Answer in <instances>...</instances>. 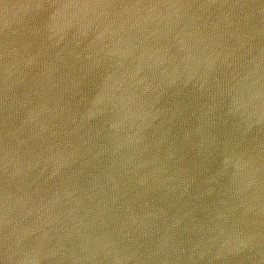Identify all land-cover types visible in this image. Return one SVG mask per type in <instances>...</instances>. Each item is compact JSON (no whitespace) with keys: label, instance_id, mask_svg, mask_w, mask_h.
<instances>
[{"label":"water","instance_id":"1","mask_svg":"<svg viewBox=\"0 0 264 264\" xmlns=\"http://www.w3.org/2000/svg\"><path fill=\"white\" fill-rule=\"evenodd\" d=\"M0 264H264V0H0Z\"/></svg>","mask_w":264,"mask_h":264}]
</instances>
